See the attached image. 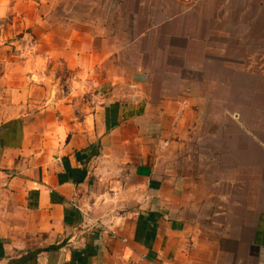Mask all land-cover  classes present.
I'll return each mask as SVG.
<instances>
[{
	"label": "crops",
	"instance_id": "crops-1",
	"mask_svg": "<svg viewBox=\"0 0 264 264\" xmlns=\"http://www.w3.org/2000/svg\"><path fill=\"white\" fill-rule=\"evenodd\" d=\"M47 1L0 0V264H264V46L182 41L152 61L141 40L187 6L110 0L142 28L52 30L67 42L37 49L57 65L33 78L10 44L50 18L28 5L63 3ZM113 195L135 210L106 217Z\"/></svg>",
	"mask_w": 264,
	"mask_h": 264
},
{
	"label": "rangeland",
	"instance_id": "rangeland-1",
	"mask_svg": "<svg viewBox=\"0 0 264 264\" xmlns=\"http://www.w3.org/2000/svg\"><path fill=\"white\" fill-rule=\"evenodd\" d=\"M49 1L51 2V0H48L47 3ZM57 1L58 3L59 1H63V7L57 4V7L53 8L51 4L45 3L39 4L37 6L28 5L26 11L28 15H35L36 13H46L50 16V18L43 23L34 21L32 23L28 22V26L24 28L27 29L28 32H31L30 34H28V36L20 37V34L17 33L16 37H12L13 42L10 45H12L13 47L17 46L19 48L21 46L24 48L26 53L20 55L18 52L19 48H16V53L12 54V61L14 62L15 59L18 60L20 57H22L27 62L29 75L35 74V66L38 67L40 63L49 66L50 73H52V65H57L55 63L49 64L50 62L48 63L47 60L48 54L44 52V54L41 55L37 50L44 49L46 51L51 48V45L66 44V39H64L63 37H52V33L57 32L59 34L63 30L72 28V26L77 29L91 27L99 29L100 22L98 18L105 15H107L105 17H108L110 15V21L113 20L111 24L115 29H122L123 27V29L127 30L131 25L133 26L134 30L142 28V23L130 21L126 16H124L126 18H122L121 16L120 18H116V15H123V13H128L127 9L129 8V6L123 5L121 3H119V5L109 6L108 4L110 0H69L70 5H68V0ZM119 1L123 2V0H118V2ZM155 1L157 3L154 6L140 5V11H147L151 15L152 13H155L156 18H159L161 14L163 15L164 11H171L173 14L176 12L179 13V11L184 8V6H187L188 11L185 13L186 21L181 22L177 17V20L173 19L171 22H157L156 27H154L155 33H153L150 37L146 36L147 38L141 40L138 47L140 46V48H142L143 50V48L148 44L147 48L149 49L152 61H156V58L162 61V57H164V49L167 48L166 52L167 50L169 51V49H172L171 51H174L180 45V42H184V45L188 47H191V45H197L200 47L205 45H215L222 47L243 45V41L245 40L247 41L248 45H251V47H256V49L259 46H264V0H184V3L181 0ZM180 1L183 4L180 5ZM197 2L198 5L195 4ZM158 3H161V5H158ZM160 9H163V13H161ZM68 13L71 15L74 14L75 18L73 21L54 23L51 22L53 15L63 14L64 16H67ZM95 17H97V19H95ZM1 22L2 21H0V24ZM105 24L109 25L110 23L107 22ZM12 28L14 31L15 29H19L20 27H18L16 23H12ZM52 30H55L56 32H50ZM182 30L186 31L187 33L189 32L190 39L183 37L181 38V36L176 35L179 34V32H181ZM42 31L44 32V36H41ZM168 31H172L176 34H173L172 37L171 35L168 36L164 34V32L167 33ZM47 32L50 33L51 36L47 37ZM121 33L122 32H120V34ZM202 33H208L210 37H208V39H204L201 42H197V40L191 38V36H195V34L201 35ZM245 33L246 37L243 38L242 36ZM238 36L242 38H238ZM0 41H3V38H1ZM239 41L241 43H239ZM7 42L8 41H6V44ZM1 43L2 42H0V44ZM3 56L4 55L0 53V57ZM57 72L60 76L64 74L62 76L63 78H65V74H68V71L66 69L64 70L62 67L57 68ZM35 76L36 75H34L33 78H35ZM44 88L46 89V87ZM110 158L112 160L115 159L113 157ZM114 169L115 171L117 170V172H119V169L115 166L113 170ZM108 170L111 171V167H108ZM111 180L112 179H110V181ZM100 182H102V185L100 186L102 191H105L110 186L113 188L109 189V191L114 192L117 187V185L113 181H111L113 184L109 185V181L106 178ZM121 185L124 187L123 184ZM123 187H121L122 190ZM117 190L119 192V187L117 188ZM119 194H122L121 190ZM114 196L115 195H113L112 198H114ZM112 198L106 196V200L108 199V201L111 203L108 207L107 212H111L113 217L111 215L106 217H120L121 214H124L123 212L135 210V207H131L129 208V211H126L128 210V208H124L118 204L119 200L121 199V195H118V202H116L117 198H114L115 200H113ZM101 213L104 215L106 212L103 209ZM106 227L109 228V225H107Z\"/></svg>",
	"mask_w": 264,
	"mask_h": 264
}]
</instances>
